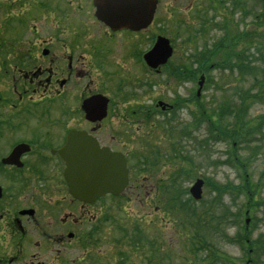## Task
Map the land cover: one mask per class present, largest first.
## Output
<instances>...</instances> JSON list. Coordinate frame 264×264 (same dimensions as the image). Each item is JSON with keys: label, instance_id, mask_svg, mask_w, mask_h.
Masks as SVG:
<instances>
[{"label": "flooded vegetation", "instance_id": "obj_1", "mask_svg": "<svg viewBox=\"0 0 264 264\" xmlns=\"http://www.w3.org/2000/svg\"><path fill=\"white\" fill-rule=\"evenodd\" d=\"M95 2L0 0V264L49 257L55 264H66L69 258H81L84 250L108 243L101 232L112 219L115 200L130 203L144 193L138 202L151 207L146 206L149 196L163 189L159 177L150 184L151 176L176 159L174 154L163 155L161 142L175 134V128L169 127L178 126L180 111L190 112L200 105V95L194 92L184 96L187 100H160L145 108L143 122L134 129L129 108L132 95L122 90L131 84L142 88L144 82L139 71L129 68L130 63L143 67L145 78L147 72L157 77L169 70L175 50L172 47L165 65L150 68L145 55L155 42L145 52L133 50L135 45L124 43L123 36L138 38L155 17L140 31H114L96 17ZM138 47L143 43L139 41ZM188 65L187 70L174 67L170 74L194 82V61ZM204 115L203 121L210 126L205 110ZM191 130L190 125L184 127L181 139H190ZM85 146L87 152L90 146L124 158L129 183L122 193H107L93 202L71 194L67 162L74 156L75 162L83 158ZM132 147H142L138 167L145 175L141 180L133 178L134 170L138 171L130 167L136 155ZM141 224L117 229L123 236L117 242L126 240L131 250H121L117 264L138 255L147 264L140 250L148 248L147 240L155 243L149 253L159 250L158 238H149ZM139 235L145 243L138 241ZM157 258L156 254L150 263L156 264Z\"/></svg>", "mask_w": 264, "mask_h": 264}, {"label": "rangeland", "instance_id": "obj_2", "mask_svg": "<svg viewBox=\"0 0 264 264\" xmlns=\"http://www.w3.org/2000/svg\"><path fill=\"white\" fill-rule=\"evenodd\" d=\"M226 34L238 43L236 51L239 63L246 67L242 69L244 75H239L238 70L230 67L236 65L235 58L230 63L220 60L222 54L218 52L224 49L220 44ZM158 36L170 40L175 50L172 64L179 66L170 64L169 70L157 77L147 72L145 78L144 68L134 66L133 60L128 59L131 62L129 68L133 72L139 71L140 79L143 78L144 82L142 88L131 84L122 90L126 95H132L129 106L133 113L131 125L134 129L138 128L139 123L143 122L145 108L160 100L171 102L177 97L187 100L184 96L193 92L196 96L198 82L204 76L200 105L197 104V108L193 107L190 112L180 111L178 126L169 127L175 128V134L170 133L161 142L163 155L174 154L176 159L172 165L164 163L159 173L151 176L150 184L154 185L159 177L163 188L160 193L153 192L149 196L146 206L151 207H141L138 202L144 198V193L133 197L130 203L115 200L112 219L101 232L109 242H102L103 246L99 248L90 247L88 252L84 250L81 258H69L66 264L73 261L75 264H85L84 261L87 264H117L121 250L131 251L126 240L117 242L123 238L117 229H130L138 222H142L140 227L149 238H158L156 264H247L250 260L236 242L237 232L242 228L241 221L249 219L253 238L264 232V209H260L255 219L253 216L240 218L245 198L238 197L234 190L243 180L242 170L234 161L249 157L247 171L250 180L258 182L260 198L264 199V129L250 143L242 144L223 137L216 129L213 131L203 121L205 115L202 117L198 114L203 109L206 118L210 119V125L215 121L231 127L241 98L248 92L253 100L248 102L247 120L262 121L264 100L255 99L264 88L260 89L255 83L256 79L263 78L261 68L264 71V0H159L154 22L146 33L138 38L123 36V42L135 45L133 50L138 48L144 51L153 46ZM139 41L143 47H138ZM223 44L226 48L227 44ZM206 58L210 61L204 64ZM191 61H194V82H183L178 77H172L170 72L174 67L185 66L187 70ZM137 102L140 104L137 105ZM119 107L123 110L122 105ZM155 116L151 115L149 125ZM188 125L192 129L191 138L181 139L182 130ZM257 147H261V151L255 150ZM132 149L136 150V155L130 167L138 171L134 170L133 178L137 176V180H141V176L145 175L140 174L138 167L142 147ZM197 179L205 183L199 202L189 195ZM140 184L135 185L140 187ZM227 187H232L228 194L224 192ZM156 204L158 211H155ZM144 240L145 237L139 235L138 241L145 243ZM147 242H152L151 247L142 248L141 251L145 252L147 264H151L149 252L155 244L151 240ZM80 259L82 261L78 262ZM39 261L55 264L52 257L35 260L22 258L17 264H37ZM126 264H143V258L140 255L131 256V262L127 261ZM261 264H264V259Z\"/></svg>", "mask_w": 264, "mask_h": 264}, {"label": "water", "instance_id": "obj_3", "mask_svg": "<svg viewBox=\"0 0 264 264\" xmlns=\"http://www.w3.org/2000/svg\"><path fill=\"white\" fill-rule=\"evenodd\" d=\"M95 5L96 17L112 30L140 31L151 24L157 9V0H96ZM172 54L170 41L158 37L153 49L145 55V61L149 67L156 69L165 65ZM203 84L204 77L199 82L198 94ZM82 139H86L85 135ZM89 149L90 152H87L85 146L83 158L79 157L78 162H75V156L67 162L71 194L85 202H93L106 193H121L128 184V170L124 158L120 154H111L104 150H91L90 146ZM203 184L199 179L190 189V194L196 201L202 197Z\"/></svg>", "mask_w": 264, "mask_h": 264}, {"label": "trees", "instance_id": "obj_4", "mask_svg": "<svg viewBox=\"0 0 264 264\" xmlns=\"http://www.w3.org/2000/svg\"><path fill=\"white\" fill-rule=\"evenodd\" d=\"M227 28L229 30L230 27L227 25ZM226 37H229L228 34H226ZM223 43H226L227 46L225 48V45ZM220 47L224 49L219 50V54H222L220 57V60L227 61L228 63L232 62V60L235 58V66L230 65L235 71H239V75H244L245 71H243V68H246L245 65H242L238 61L239 55L237 54L236 47L237 42L235 40L231 39H224L222 40ZM223 55L225 58H223ZM211 57V56H210ZM207 60L204 61V64H206L208 61H210L209 58H206ZM261 71L263 72V78L256 79L255 85L258 86L260 89L264 88V71L263 68H261ZM248 92L244 93V96L241 98L239 108L236 111V117L234 124L229 126H223L219 123H214L215 121H212L211 127L214 131L215 129L218 130V134L222 135L225 138L228 139H235L238 143L242 144H248L251 142V139L255 138V136L260 133L264 129V117H262V121L259 122L258 119L256 120H247V114H248V107L249 101L253 100V97L248 96ZM255 97V96H254ZM256 101H263L264 100V91L258 92V95L256 96ZM223 108H225L223 106ZM221 108V110H223ZM236 110V108H235ZM203 109L199 110V114L203 117ZM216 114L213 115L215 117ZM236 150V148H234ZM257 151H261V147L255 148ZM253 155H256L254 152ZM250 158L245 157L242 159H237L234 161V163L242 170L241 177L243 178L241 184L238 186L237 189L234 188L236 194L238 197L243 196L245 198V202L242 203L243 207L240 210V218H245L248 216H253V219H255V216L258 215L260 209H264V199L260 198L259 195V184L258 182H252L250 180V174L247 171V164L249 163ZM232 187H227V189H224V192L228 194L229 189ZM222 189V188H221ZM250 223V222H249ZM247 224V219L243 222L241 221L242 228L239 232H237L236 236V242L240 245L242 248V251L244 252V255L249 258L250 262L247 261V264H261L262 259H264V232H261L258 234L257 237H252V232H250L249 228L250 225ZM182 227V226H181ZM155 244V243H153ZM152 245V242H148V247L150 248ZM141 250V249H140ZM154 250V248H153ZM156 256V252L150 253L149 259H154Z\"/></svg>", "mask_w": 264, "mask_h": 264}]
</instances>
